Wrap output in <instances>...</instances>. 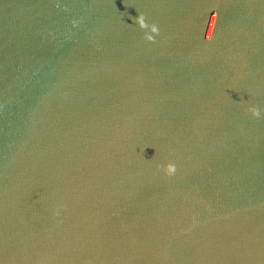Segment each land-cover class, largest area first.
<instances>
[{"label":"water","instance_id":"water-1","mask_svg":"<svg viewBox=\"0 0 264 264\" xmlns=\"http://www.w3.org/2000/svg\"><path fill=\"white\" fill-rule=\"evenodd\" d=\"M0 264H264V0H0Z\"/></svg>","mask_w":264,"mask_h":264},{"label":"clouds","instance_id":"clouds-1","mask_svg":"<svg viewBox=\"0 0 264 264\" xmlns=\"http://www.w3.org/2000/svg\"><path fill=\"white\" fill-rule=\"evenodd\" d=\"M140 23H141V26H143L142 22H140ZM168 171L171 172V171H174V169L170 166Z\"/></svg>","mask_w":264,"mask_h":264}]
</instances>
